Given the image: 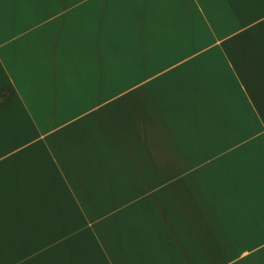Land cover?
Returning <instances> with one entry per match:
<instances>
[{
  "label": "crops",
  "instance_id": "crops-1",
  "mask_svg": "<svg viewBox=\"0 0 264 264\" xmlns=\"http://www.w3.org/2000/svg\"><path fill=\"white\" fill-rule=\"evenodd\" d=\"M1 264H264V0H0Z\"/></svg>",
  "mask_w": 264,
  "mask_h": 264
},
{
  "label": "rangeland",
  "instance_id": "rangeland-1",
  "mask_svg": "<svg viewBox=\"0 0 264 264\" xmlns=\"http://www.w3.org/2000/svg\"><path fill=\"white\" fill-rule=\"evenodd\" d=\"M0 264H1V261H0Z\"/></svg>",
  "mask_w": 264,
  "mask_h": 264
}]
</instances>
